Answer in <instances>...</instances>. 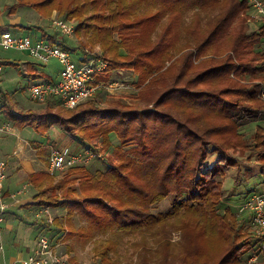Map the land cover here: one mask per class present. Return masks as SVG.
Listing matches in <instances>:
<instances>
[{
	"label": "trees",
	"instance_id": "16d2710c",
	"mask_svg": "<svg viewBox=\"0 0 264 264\" xmlns=\"http://www.w3.org/2000/svg\"><path fill=\"white\" fill-rule=\"evenodd\" d=\"M22 5L42 17L56 11L74 21L80 47L99 46L108 62L97 79L120 68L134 70L135 85H144L137 98L153 107L127 110L129 105L116 100L104 108L90 102L77 110L13 114V120L42 135L56 126L86 145L101 138L108 146L113 134L122 147L102 171L80 168L76 175L73 169L56 181L38 174L47 183L34 196L35 204L68 203L69 234L87 238L96 229L112 228L149 234L154 244H142L143 264H264L243 258L252 248L249 234L230 208L217 209L225 196L217 177L236 166L226 150L250 151L248 159L256 152L264 170V128L256 125L251 143L239 128L241 118L256 121L264 115V25L253 31L246 23L248 0H17L9 10ZM209 146L218 153L210 166ZM75 179L78 186H69ZM170 194V212H150ZM72 209L88 220L86 228H75ZM177 230L182 238L173 244L169 236ZM114 247L106 239L94 247V255L112 264Z\"/></svg>",
	"mask_w": 264,
	"mask_h": 264
},
{
	"label": "rangeland",
	"instance_id": "374dc122",
	"mask_svg": "<svg viewBox=\"0 0 264 264\" xmlns=\"http://www.w3.org/2000/svg\"><path fill=\"white\" fill-rule=\"evenodd\" d=\"M4 9H6L5 11H8V13H14L16 11H10L8 5H6ZM30 10V12H34L33 8ZM53 12L54 14L52 13V18H63V16L59 15L58 12ZM246 13V23L251 30H257L258 28H260V26L264 25V15H262L260 10L250 7ZM18 14L23 18H26L27 15L26 11H19ZM25 21L29 20L27 19ZM47 27L50 30H48V33L52 34L53 30L50 28V26ZM7 30L11 31L12 33H16L10 28H8ZM0 31L3 32L6 30L4 28H0ZM56 31L59 33L58 28L56 29ZM17 33L18 35H29L32 39L47 38L46 36H41L40 31L35 30L30 31L29 29H23L18 30ZM58 33H56V35L60 37L61 33ZM71 37L72 36H64L63 38H59L57 41H54L53 38H51L50 40H53L55 43L68 48L72 60L75 62H79L82 59L84 53L79 49H74L73 47L74 44L79 46V44L83 42V39L76 40L74 36L72 37V39ZM86 49H88L86 51L89 52L86 53L87 56L84 57L85 59L88 58V56L90 57L93 52L97 50L100 51V47L97 45L94 46L93 49H89L88 47ZM26 61H33V59L25 52L16 49H3L0 46V91L2 90L3 92H9L13 95V98L9 96L6 99H0V116L1 119L4 120L5 124H8L6 121H9L8 114H10V112H13L15 110L23 111L29 108L34 109V112L42 111L46 108L47 103L49 104V108L52 109L58 107L63 110H77L78 108L80 109L81 106H84V104L90 102L94 103L98 107L104 108L110 106L112 104V101L118 100L129 105L127 108H125L127 110L140 111L143 109L153 108L152 104L141 102L137 98L141 92L144 93V85H141L140 87H137L135 85V82H137L136 72L134 70H126L121 68L117 69L111 77L102 80L117 81L118 83H123V87H119L112 91L104 90L100 93H97L93 98L83 102L84 104L81 103L82 105L79 104L80 106L75 109L67 108L63 104L55 100H48V102L32 100L29 96L28 87L36 80H39L37 78L27 79L22 73H19V66H21L22 62ZM8 62H15V64L19 65H12ZM169 63L170 62L168 61L166 65H168ZM41 65V69L46 73L48 72L51 77H59V62L56 58H52L48 63ZM2 80H4V82ZM1 81L4 84H1ZM242 81L245 82L246 80ZM169 84H171V80H168L166 82V85ZM226 99H229V97H226ZM207 106L210 107V105L208 104ZM201 120H207V122L212 123L211 117L208 116H203ZM239 123V128L240 131L244 133V138L249 143H251L253 140L256 125H260L262 128H264V115H261V117L256 121H248L244 118H241ZM8 126L5 127V130L8 128ZM53 130H57L59 134L55 135ZM60 131L61 130L59 128L49 130V151L53 147L62 150L71 149L67 146H72L73 141L77 140L76 138L72 137V135L65 132L64 134L62 133L63 131H61L60 133ZM63 135L65 136L62 137ZM85 146L84 148H93V150H95L97 154L99 153V155H97L93 160L86 164H79L77 166L67 168L59 173L51 175L55 179V181L61 179L63 176L67 175L70 170L73 169H75L74 172H76L77 169L80 168H84L86 172L105 170L112 163V161L116 160V151L119 148H122L120 145V140L113 134H111L109 138L108 146L103 143L101 138L92 140L88 142L87 145L85 144ZM208 148L209 153L206 162L208 166H210L214 163L218 153H216V151H213L210 146ZM123 149L125 150L126 148L124 147ZM239 151L242 152V154H240ZM249 152L250 151H246L244 153L239 148L226 150V153H229L236 159V166L229 167L224 176L217 177V180L222 182L223 190L225 193V196L220 202L217 209L220 213H222L226 208H230L236 215L237 225L239 224L242 228V231L249 234V241L251 242L252 248L248 250V252L243 254V258H247L249 254L257 253L258 259L264 260V235H258L255 233L254 226L251 223L250 211H248L247 209L245 210V202L249 198H251L254 194L264 192V170L261 169L259 161L256 159V152L252 155H249L250 159H248L247 155L249 154ZM75 174L77 175L78 172H76ZM68 183L69 186H78V179L68 181ZM57 194L60 195V192H58ZM173 201L174 198L170 194L161 201L155 202L151 206L150 212L153 214H157L160 212H170L172 210ZM44 208L47 207L42 206L43 210H39L38 212H42L44 214ZM243 208L245 211H240ZM69 209L70 206L66 202L61 206L59 205V207H55L52 205L49 206V216H51L53 220L55 218L60 219L61 222L63 220V225H61V222L59 225H57L55 224V220H52V222L49 223V233L47 230H45V228V231L43 232V234L48 233L50 239L58 244L56 247V251L65 257V261L63 264H104L95 257L94 247L105 242L106 239L112 240L115 243L114 248L117 247L115 252L109 253L112 264H143V259H141L140 255V252L142 251V244H149L151 246H153L154 244L149 234L141 235L138 234V232L125 233L114 228L108 231H100L96 229L94 230L95 234L87 238L78 236L77 234H69L68 227L64 222L66 214L70 211ZM72 212L73 224L75 228H86V226H88V220L82 217L79 211L72 209ZM178 218L179 217H176L175 219ZM169 237L170 241L173 244H179L182 238V233L179 230L173 231L171 232ZM161 252L162 249L160 248L159 253L161 254Z\"/></svg>",
	"mask_w": 264,
	"mask_h": 264
},
{
	"label": "crops",
	"instance_id": "0c3cea01",
	"mask_svg": "<svg viewBox=\"0 0 264 264\" xmlns=\"http://www.w3.org/2000/svg\"><path fill=\"white\" fill-rule=\"evenodd\" d=\"M16 2L17 0H0V28L5 30L10 28L16 32L14 34H18L17 31L23 29L40 31L41 36L46 35L47 38L45 39L51 37L54 41L67 36H63L60 31L58 33L56 31L57 28L53 26L52 17L54 12L51 17H42L35 9L34 12H30L32 8L27 5L19 6L14 13L5 11L4 7L6 5L11 6V4L13 5ZM19 11H26V18L29 21H25L27 19L20 16L18 14ZM47 26H50L54 35L48 33L49 28ZM56 33H61L60 37ZM73 36L76 40L81 39L76 37L75 34ZM73 48L79 49L84 53L82 59L89 52L86 51L88 49H82L80 44L79 46L74 44ZM8 63L19 65L15 64V62ZM41 66L35 60L22 62L21 66H19V73H22L27 79L58 80L59 77H51L48 72L46 73L41 69ZM40 75L44 77H39ZM2 81L4 82V80ZM2 81L1 84H4ZM9 96L13 98L11 93L0 91V99H6ZM51 100L58 102L56 98ZM46 108H49L48 103ZM27 110L34 111V109L29 108L23 111L15 110L10 112L8 114L9 121H6L9 124L8 128L5 131H0V159H4L7 162V174L3 181L4 201L7 203V209L3 214V221L0 222V256L7 262L18 261L28 256L36 246L37 237L43 234L45 230L49 233L48 216L45 213L38 212L43 209L42 206L35 204L34 196L47 183V179L38 176V174L46 173L50 175L48 171L49 130L58 128L52 126L46 134L42 135L34 131L26 122L12 119L13 114L23 113ZM3 123L4 120L0 116V125ZM53 131L55 135L59 134L57 130ZM84 146L83 142L76 140L73 141L72 146H67L71 148L67 150L69 152L79 151ZM47 210L49 213V206H47ZM240 211L245 210L241 209Z\"/></svg>",
	"mask_w": 264,
	"mask_h": 264
},
{
	"label": "built area",
	"instance_id": "2783aa9c",
	"mask_svg": "<svg viewBox=\"0 0 264 264\" xmlns=\"http://www.w3.org/2000/svg\"><path fill=\"white\" fill-rule=\"evenodd\" d=\"M250 7L256 8L264 15V0H248ZM52 24L63 35L73 36L75 23L64 18H53ZM0 46L3 49H16L28 54L38 64H46L52 58H56L60 64L59 78L56 81L39 80L28 87L32 100L46 102L56 98L58 102L67 108L76 107L79 104L93 98L104 90L112 91L123 87V83L97 79V75L103 72L108 62L103 58L99 50L93 52L90 57L75 62L71 58L68 48L51 42L45 38L32 39L29 35H18L11 31L0 33ZM264 51V40L261 43ZM1 70V65H0ZM260 97L264 99V85L260 89ZM8 124L0 125V131H4ZM97 154L93 148H83L76 152L67 149L51 148L48 155V171L50 175L59 173L67 168L86 164L93 160ZM7 174V162L0 159V222L7 209L4 201L3 181ZM244 209V208H243ZM250 211L251 223L258 235H264V192L254 194L245 202V210ZM44 213L48 216L49 223L53 218L49 216L47 208ZM57 243L50 239L48 233L40 234L36 239L33 251L23 259L7 262L0 256V264H63L65 257L56 251ZM258 259L257 253L249 254L248 263Z\"/></svg>",
	"mask_w": 264,
	"mask_h": 264
}]
</instances>
